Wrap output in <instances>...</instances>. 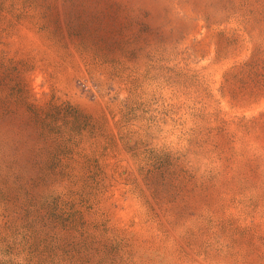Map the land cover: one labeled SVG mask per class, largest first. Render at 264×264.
<instances>
[{
	"label": "rangeland",
	"instance_id": "rangeland-1",
	"mask_svg": "<svg viewBox=\"0 0 264 264\" xmlns=\"http://www.w3.org/2000/svg\"><path fill=\"white\" fill-rule=\"evenodd\" d=\"M0 264H264V0H0Z\"/></svg>",
	"mask_w": 264,
	"mask_h": 264
}]
</instances>
